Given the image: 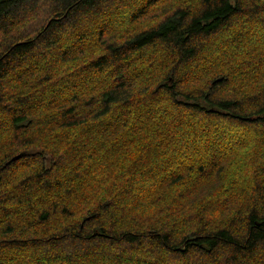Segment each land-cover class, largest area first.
<instances>
[{"label": "trees", "instance_id": "trees-1", "mask_svg": "<svg viewBox=\"0 0 264 264\" xmlns=\"http://www.w3.org/2000/svg\"><path fill=\"white\" fill-rule=\"evenodd\" d=\"M0 264H264V0H0Z\"/></svg>", "mask_w": 264, "mask_h": 264}, {"label": "rangeland", "instance_id": "rangeland-1", "mask_svg": "<svg viewBox=\"0 0 264 264\" xmlns=\"http://www.w3.org/2000/svg\"><path fill=\"white\" fill-rule=\"evenodd\" d=\"M246 23V22H245ZM43 25V23L40 21V20H37V19H32V20H30V21H28L27 22V26L25 27V29H24V32H22V31H20L22 34H24L25 36L27 35L26 33H28V31L31 29L32 31L33 30H35V29H37L39 26H42ZM120 25V28H119V30H117V26H119ZM32 28H31V27ZM241 26V28L242 27H245V26H243L242 24L240 25ZM132 28L131 27H129V26H127L126 24H119V23H117V24H115V30H116V32H118L119 34H124V33H127L129 30H131ZM242 32V30H240L239 31V33H241ZM249 33H251V29L249 30V31H247V32H245L244 34H243V36H246L247 34H249ZM253 33V32H252ZM14 35H15V33H14ZM221 39V38H220ZM43 55H45V54H39L38 56H37V60L39 61V62H41V60H42V58H43ZM34 64H35V62H34ZM30 66H33V65H30ZM25 82H27V81H25ZM23 83V85H24V88L25 87H28L25 83H24V81L22 82ZM26 85V86H25ZM81 150V149H80ZM236 161H237V163H242V161H241V158H237L236 159ZM121 168H122V170L125 172V169L126 168H128L129 167V164H127L126 162H123L121 165ZM159 171H161L160 169H158ZM149 171H150V169L149 168H147V170L145 171V177H148V178H150L151 176H152V174H149ZM162 172V171H161ZM238 177H234L233 175L231 176L230 175V173H228L226 176H224L223 178H222V183H224V187H228V186H230L231 184L230 183H232L234 180H236L239 184H244V182H241V181H239L238 179H237ZM148 180H150V181H152V179H148ZM170 194V193H169ZM170 195H173V196H177L178 195V192H174V193H172V194H170ZM150 201V200H149Z\"/></svg>", "mask_w": 264, "mask_h": 264}]
</instances>
